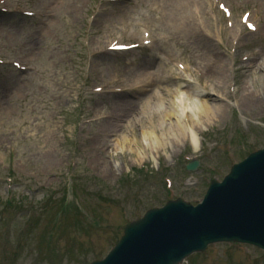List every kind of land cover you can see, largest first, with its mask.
<instances>
[{"label":"rangeland","instance_id":"obj_1","mask_svg":"<svg viewBox=\"0 0 264 264\" xmlns=\"http://www.w3.org/2000/svg\"><path fill=\"white\" fill-rule=\"evenodd\" d=\"M108 1L8 0L36 17L0 14V58L6 63L0 66V264L101 259L127 223L170 199L164 176L172 180L175 197L194 202L208 181L264 146V0H217L229 18L210 0L200 9L191 6L186 34L165 28V7L151 13L155 0ZM78 2L83 8L75 15L72 4ZM92 10L98 12L88 25ZM244 13L256 32L241 23ZM141 26L157 36L152 51L90 57L114 40L131 43L124 39ZM13 60L25 62L27 70L8 66ZM174 61L195 67L202 77L182 79L169 68ZM146 78L155 80L156 90L142 94L136 83ZM178 84L200 92L203 87L205 106L219 109L200 125L187 115L184 124L195 132L198 151L182 137L176 144L168 131L175 120L166 108ZM95 87L104 92L94 94ZM124 87L134 91L111 93ZM155 95L165 101L159 119L136 106L137 99ZM101 117L106 119L89 123ZM147 128L161 147L141 140ZM184 155L199 160L195 173L184 170ZM9 194L15 203L10 208ZM189 264H264V253L213 245Z\"/></svg>","mask_w":264,"mask_h":264},{"label":"water","instance_id":"obj_2","mask_svg":"<svg viewBox=\"0 0 264 264\" xmlns=\"http://www.w3.org/2000/svg\"><path fill=\"white\" fill-rule=\"evenodd\" d=\"M216 240L264 248V151L234 166L221 184L212 183L196 208L179 201L124 229L108 257L93 264H177Z\"/></svg>","mask_w":264,"mask_h":264},{"label":"bare ground","instance_id":"obj_3","mask_svg":"<svg viewBox=\"0 0 264 264\" xmlns=\"http://www.w3.org/2000/svg\"><path fill=\"white\" fill-rule=\"evenodd\" d=\"M158 1L160 6L165 7L166 11H168L167 16L163 22L164 24H166L165 28L167 29L174 28L176 30L178 29L182 31L183 34H186L190 31L186 17L187 14L186 12L188 8L192 6L200 9V7H202L205 2V0H158ZM82 8H83V2L82 4L81 2L72 4V11L75 15L80 14L82 12L81 11ZM132 36H136V34ZM155 37L157 38L156 35ZM184 75L189 77V75L187 74ZM165 77H166L165 72L162 74L160 73V79H165ZM222 80L219 79V83H221L223 86ZM136 84L140 85L141 81L138 80ZM207 87L211 88L210 86ZM174 91L176 93V97L170 99L171 104L169 105V107L166 108V111H167V116L172 117L175 121L174 123H168V131L172 132V138L176 144L179 142L181 137L182 139L188 137L192 147L196 148L198 144L196 134L193 130L185 128V126L183 125L184 122L183 119L185 118L184 116L188 114L190 116V120L192 124L196 123V125H200L202 118L208 119L209 115H214V114L216 115V113H219V109L216 112V110H214L213 108L206 107L204 101L201 99L202 94L197 87L189 88L188 86L183 87L182 85L178 84L174 87ZM137 101L139 102L136 104V106L137 108H139V111H141V113L153 114L157 119H159L157 114L162 110V104L165 102L162 96L155 95L152 98L148 97L142 101L140 99H137ZM162 124L163 123L160 122V126H162ZM141 136H142V140H144L145 142L148 140L150 142L149 144L151 145L152 148H154V150L158 147H161V144L153 140V135L150 128L142 130ZM124 141H127V138H124ZM140 155L141 154H139V157Z\"/></svg>","mask_w":264,"mask_h":264},{"label":"snow or ice","instance_id":"obj_4","mask_svg":"<svg viewBox=\"0 0 264 264\" xmlns=\"http://www.w3.org/2000/svg\"><path fill=\"white\" fill-rule=\"evenodd\" d=\"M249 27H251V25H249Z\"/></svg>","mask_w":264,"mask_h":264}]
</instances>
